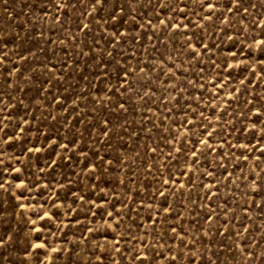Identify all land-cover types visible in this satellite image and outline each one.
I'll use <instances>...</instances> for the list:
<instances>
[{
    "label": "rangeland",
    "instance_id": "rangeland-1",
    "mask_svg": "<svg viewBox=\"0 0 264 264\" xmlns=\"http://www.w3.org/2000/svg\"><path fill=\"white\" fill-rule=\"evenodd\" d=\"M0 264H264V0H0Z\"/></svg>",
    "mask_w": 264,
    "mask_h": 264
}]
</instances>
